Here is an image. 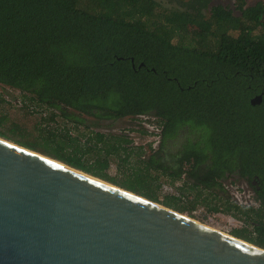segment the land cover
<instances>
[{
  "label": "trees",
  "instance_id": "16d2710c",
  "mask_svg": "<svg viewBox=\"0 0 264 264\" xmlns=\"http://www.w3.org/2000/svg\"><path fill=\"white\" fill-rule=\"evenodd\" d=\"M175 1L0 0V86L19 93L22 114L0 95V138L182 215L187 189L200 200L237 169L264 182V2ZM143 116L161 126L157 152L94 129ZM185 173L180 196L160 195ZM253 222L231 234L264 249V215Z\"/></svg>",
  "mask_w": 264,
  "mask_h": 264
},
{
  "label": "water",
  "instance_id": "95a60500",
  "mask_svg": "<svg viewBox=\"0 0 264 264\" xmlns=\"http://www.w3.org/2000/svg\"><path fill=\"white\" fill-rule=\"evenodd\" d=\"M0 264H264V249L0 138Z\"/></svg>",
  "mask_w": 264,
  "mask_h": 264
},
{
  "label": "flooded vegetation",
  "instance_id": "af4514ba",
  "mask_svg": "<svg viewBox=\"0 0 264 264\" xmlns=\"http://www.w3.org/2000/svg\"><path fill=\"white\" fill-rule=\"evenodd\" d=\"M175 1V0H173ZM258 98V99H257ZM260 97H256L252 101H255L256 103H260L261 99ZM180 139H174L169 142V146L167 147V150L165 152L166 155H175L180 150ZM162 145V137L161 135L158 138L157 143L155 144L153 151L157 152L159 151L160 147ZM169 164L176 165L180 162V158H168ZM193 161H184V170L189 172L193 166ZM204 165L202 164L199 166L202 171L204 170ZM240 170L237 169L236 174H230L225 179H221L220 187L218 190H211L206 191L205 194H203L199 199L201 202H203V199H206L204 204L209 203L213 199V203L215 201H220V199H223L224 201L227 200L229 203L232 204L231 209V215L234 219H236L238 222H240V228L246 229L247 231L253 230L254 225L256 224L254 221L255 215H264V182L262 181L261 177L258 174H239ZM181 185L187 184L188 186H191V183L193 180L190 178L188 173H185L182 175L181 180L177 181ZM176 182V183H177ZM188 192H185V195L190 194L195 198V193H192V190L187 189ZM215 192L216 194L209 196V193ZM210 204V203H209ZM220 204V203H219ZM222 214V211H218ZM247 212V213H245ZM228 215V214H225ZM249 220V221H248ZM246 221L248 223H246ZM255 223V224H254ZM253 235V233H252Z\"/></svg>",
  "mask_w": 264,
  "mask_h": 264
},
{
  "label": "rangeland",
  "instance_id": "374dc122",
  "mask_svg": "<svg viewBox=\"0 0 264 264\" xmlns=\"http://www.w3.org/2000/svg\"><path fill=\"white\" fill-rule=\"evenodd\" d=\"M157 3L161 4L162 6L168 7V8H172L176 6V1L173 2H168V0H154ZM246 6H251L256 4L257 2H264V0H244ZM210 5H222V6H226L229 7L230 9L234 8L233 5V0H211V4ZM0 95L4 96L6 98V100L8 102H10V105L13 107H9L5 110L9 111V114L11 115V117L13 119H22V114L21 112H19L17 109L20 107V97H19V93L17 91H13V90H9L5 87L0 86ZM20 118V119H19ZM27 124L26 125H30L29 121L26 120ZM104 126V124H103ZM99 127H101L99 125ZM96 129V131L102 132V133H113V134H118V133H122L125 134L129 139H131L133 141V145L135 143V141L137 142V144H145L147 141V137L142 136V135H138L137 134V125H136V121L134 120H130V119H125L122 120L120 122H118L116 125H114L111 128H108V130H104V129H98L97 127L94 128ZM134 131H131V130ZM114 170V168H113ZM142 185H138L136 184L137 188H140ZM180 186V183L177 182L174 184L173 187L167 185V184H163L161 191H160V195L164 196V195H172V196H180V191L178 190ZM180 200L181 203L186 205L188 208L193 207V209L191 211H188V214H183L184 216L191 218L203 225H209L215 229H217L218 231L227 234L229 236H232V231L237 229L240 230L241 228V224L240 222H238L236 219H234L232 216L230 215H225L222 214L220 212H210L207 207L205 206V204L203 202H201L200 200H194L193 196L190 194H186L183 193L182 196H180ZM160 205V204H158ZM214 203H210L209 206H213ZM210 216L212 218V216H215V218L211 221L207 220V218L205 216ZM233 237V236H232ZM250 244V243H249Z\"/></svg>",
  "mask_w": 264,
  "mask_h": 264
},
{
  "label": "built area",
  "instance_id": "2783aa9c",
  "mask_svg": "<svg viewBox=\"0 0 264 264\" xmlns=\"http://www.w3.org/2000/svg\"><path fill=\"white\" fill-rule=\"evenodd\" d=\"M134 121H136V125H137V134L138 135H142L147 137V141L145 144H137V142L135 141L134 145H146V144H151V148H154L155 144L158 141V138L160 136V132H161V126L160 124L157 122V119L154 117H138L136 119H134ZM145 130L146 134H141L139 132V130ZM207 218V220L211 221L215 218V216H212V218L210 216H205Z\"/></svg>",
  "mask_w": 264,
  "mask_h": 264
},
{
  "label": "bare ground",
  "instance_id": "6f19581e",
  "mask_svg": "<svg viewBox=\"0 0 264 264\" xmlns=\"http://www.w3.org/2000/svg\"><path fill=\"white\" fill-rule=\"evenodd\" d=\"M190 219H191V218H190ZM192 220H193V219H192ZM193 221H195V220H193ZM195 222H197V221H195ZM197 223H199V222H197ZM200 224H201V223H200ZM202 225H203V224H202ZM204 226H206V227H208V228L214 230L215 232H218V233H220V234H223V235L229 236V235H227V234H224V233L218 231L217 229H215V228H213V227H211V226H209V225H206V224H205ZM230 237H232V236H230Z\"/></svg>",
  "mask_w": 264,
  "mask_h": 264
}]
</instances>
